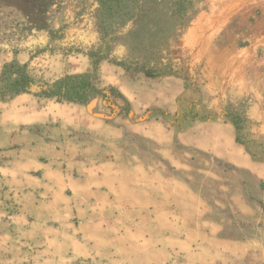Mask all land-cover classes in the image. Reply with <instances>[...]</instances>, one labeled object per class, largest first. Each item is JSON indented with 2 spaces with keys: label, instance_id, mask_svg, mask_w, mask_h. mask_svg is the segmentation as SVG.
Here are the masks:
<instances>
[{
  "label": "rangeland",
  "instance_id": "obj_1",
  "mask_svg": "<svg viewBox=\"0 0 264 264\" xmlns=\"http://www.w3.org/2000/svg\"><path fill=\"white\" fill-rule=\"evenodd\" d=\"M47 2L37 28L35 16L0 0V72L6 63H31L37 80L52 82L93 72L91 54H103L99 87L122 93L133 108L130 118L103 98L86 105L42 102L67 115H98L123 128L130 144L141 142L134 130L150 128L157 136L171 132L173 146L190 145L193 167L178 174L211 205L208 216L260 241L223 264H264V0L126 2L124 12L135 17L124 22L103 16L99 0ZM224 152L260 167L230 163ZM17 206L10 200L3 208ZM176 256L171 264L189 262L186 254Z\"/></svg>",
  "mask_w": 264,
  "mask_h": 264
},
{
  "label": "crops",
  "instance_id": "obj_2",
  "mask_svg": "<svg viewBox=\"0 0 264 264\" xmlns=\"http://www.w3.org/2000/svg\"><path fill=\"white\" fill-rule=\"evenodd\" d=\"M53 107L31 94L0 105V264H171L181 253L223 264L260 245L208 216L178 174L192 147L173 146L171 132L136 129L130 144L98 115Z\"/></svg>",
  "mask_w": 264,
  "mask_h": 264
},
{
  "label": "trees",
  "instance_id": "obj_3",
  "mask_svg": "<svg viewBox=\"0 0 264 264\" xmlns=\"http://www.w3.org/2000/svg\"><path fill=\"white\" fill-rule=\"evenodd\" d=\"M18 5L27 15L35 16L32 22L37 28L39 18L46 13L49 2L47 0H5ZM102 15L106 18L117 17L121 21L132 20L135 15L124 12V4L132 2L140 5L141 0H99ZM128 16V17H127ZM93 72L82 74L64 75L52 82L37 80L30 69L31 63L20 64L18 61L6 63L0 72V102L13 100L24 94H31L40 100L47 99L58 104L86 105L97 98H103L111 102L119 109V116L130 118L133 114L131 102L115 88L111 87L109 92H104L99 87L98 71L105 56L101 53H92ZM32 55L30 60L33 61ZM113 100V101H112ZM122 102L123 105H119Z\"/></svg>",
  "mask_w": 264,
  "mask_h": 264
}]
</instances>
